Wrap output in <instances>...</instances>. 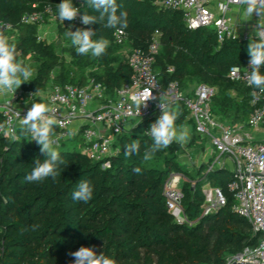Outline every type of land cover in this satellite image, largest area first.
Wrapping results in <instances>:
<instances>
[{
    "label": "trees",
    "instance_id": "obj_1",
    "mask_svg": "<svg viewBox=\"0 0 264 264\" xmlns=\"http://www.w3.org/2000/svg\"><path fill=\"white\" fill-rule=\"evenodd\" d=\"M158 1L117 0L119 10L127 13V40L117 45L112 40L114 29L61 22L56 15L61 0H0V20L13 27L11 43L15 44L16 60L24 66L28 58L36 63L32 79L22 84L38 92L50 80L82 85L89 76L113 94L131 75L120 51L146 49L157 31L160 48L153 69L161 84L178 81L186 96L192 95V90L187 91L189 83L212 86L216 93L211 112L228 125L244 123L252 110L249 88L229 81L226 75L232 66L247 63V47L254 40L218 42L213 28L189 29L182 11L165 9ZM73 5L98 15L87 9L84 0H73ZM46 9L50 10L48 15ZM33 11L55 20L60 44L38 40V24L21 23V17ZM88 27L96 31L93 40L109 41L101 57L80 56L72 46H64L68 40L65 32ZM65 54L70 56L69 62ZM73 61L95 64L97 70L78 75L79 67H69ZM180 107L175 124L187 122L194 131L192 119ZM148 124V120L139 121L116 136L117 151L107 159L108 166H103L104 161L91 160L81 149H65L62 143L58 146L64 159L60 177L39 184L23 179L34 159H43L30 134L17 127L16 139L0 136V264H72L71 253L80 247H90L97 255L112 258L114 264H223L245 246L257 245L260 233L253 232L250 224L232 210L227 189L232 173L227 168L207 171L206 163L192 172L179 160L184 148L176 142L144 161L143 152L152 143L144 133ZM133 140L140 144V155L126 158L124 146ZM136 167L140 174L132 171ZM172 173L183 177L182 205L190 224L175 222L165 206L163 187ZM219 173H228V181L216 179ZM81 179L94 188L93 199L86 204L71 199ZM206 183L221 190L226 205L203 215L202 187Z\"/></svg>",
    "mask_w": 264,
    "mask_h": 264
},
{
    "label": "built area",
    "instance_id": "obj_2",
    "mask_svg": "<svg viewBox=\"0 0 264 264\" xmlns=\"http://www.w3.org/2000/svg\"><path fill=\"white\" fill-rule=\"evenodd\" d=\"M165 9L180 10L187 28H213L216 39L256 40L264 36L260 25L264 26V14H252L248 28H239L231 18L233 8L239 9L241 0H159ZM50 13L49 9L45 14ZM44 13L33 11L21 17L23 24H38V40L44 39V25L48 23ZM74 25L84 27L80 15L71 21ZM69 23V22H68ZM69 24L64 23L63 26ZM13 27L0 20V37H6L11 43L14 40ZM155 31L146 49L135 48L125 51V59L131 75L113 94L107 92L106 86L90 77L86 84H59L52 80L47 87L34 92L29 85L21 84L14 94L0 97V136L9 139L17 138L18 114L26 115L32 105L43 102L49 109L46 118L55 119L54 139L58 146L67 140L70 128H75L82 144V152L93 161H104L116 153L114 146L117 135L133 128L139 121L148 120L147 129L161 115L160 98L176 105H182L192 119L195 132L208 139L214 149V155L206 163L207 171L216 168H230L232 177L227 189L232 197V210L243 217L260 239L255 246H245L240 252L227 257L223 264H236L245 261L253 264H264V139L253 142V136L247 129L259 131L264 128V94L249 87L246 74L249 60L244 66H232L226 75L231 82H238L249 88V104L252 107L246 121L235 126L224 123L219 116L211 112V99L216 88L196 84L191 96H186L178 81L162 85L153 69L160 43ZM112 40L117 45H124L127 33L114 30ZM264 70L262 66L261 71ZM138 97V102L132 100ZM180 104V105H179ZM140 105V106H139ZM264 130V129H263ZM182 175L172 173L163 187V197L167 211L178 223L190 224L184 209V193L178 186ZM204 201L202 214L208 215L226 205V198L219 188L206 183L203 187Z\"/></svg>",
    "mask_w": 264,
    "mask_h": 264
},
{
    "label": "clouds",
    "instance_id": "obj_3",
    "mask_svg": "<svg viewBox=\"0 0 264 264\" xmlns=\"http://www.w3.org/2000/svg\"><path fill=\"white\" fill-rule=\"evenodd\" d=\"M84 5L98 15H90L87 11H82L80 7L73 5V0H61L56 9L57 18L61 22L72 21L79 14L83 25L99 24L104 29H114L118 33H122L127 27V13L119 10L120 5L117 0H84ZM241 5L242 20L250 19L254 11L258 15L264 14V0H241ZM259 32L264 34V26L260 25ZM64 35L80 56L101 57L109 46L107 39H92L96 31H93L91 27L77 28L75 31L68 30ZM256 36L257 39L251 41L247 47L250 70L246 74V83L249 87L264 94V72L261 71L264 66V36L257 34ZM32 77L33 70L16 60L15 44L10 43L6 37H0V97L14 94L23 82L30 81ZM132 100L138 102V97L133 96ZM160 107L161 115L146 131L152 141L142 155V159L146 162L173 142L185 144L189 139L187 129L177 130L175 127V121L179 116L178 107L168 102L166 98H160ZM48 111V107L43 102H36L32 98V105L26 115L18 114V127L22 133L30 134L31 141L36 142L43 156V159H34L31 171L24 176L23 179L28 184H39L48 179L55 181L60 177L61 165L64 164V159L58 150V141L54 139L53 128L56 121L46 118ZM75 132L76 129L73 128L65 138L70 139ZM138 154L140 155V144L137 141L133 140L124 146L126 158ZM132 171L137 174L141 173L139 167L133 168ZM93 195V185L81 179L75 185L71 199L74 202L86 204L93 199ZM71 256L73 257L72 264H114L112 258L104 254L97 255L90 247H80L72 252Z\"/></svg>",
    "mask_w": 264,
    "mask_h": 264
},
{
    "label": "rangeland",
    "instance_id": "obj_4",
    "mask_svg": "<svg viewBox=\"0 0 264 264\" xmlns=\"http://www.w3.org/2000/svg\"><path fill=\"white\" fill-rule=\"evenodd\" d=\"M44 28L47 29V31L45 30L44 32V38L48 41H52V42H56L57 44H60L61 41L60 40H57L58 36H57V32H56V23H55V20L53 19H48V23L44 25ZM64 46L66 47H71V43L69 40H65V44ZM57 51L60 50V48H56ZM127 51V48H124L122 49L120 52H121V55H123V52ZM29 57V56H28ZM65 59L67 62L70 61V56L68 54H65ZM69 64V67L73 70H77L78 71V75H88L89 72L91 71H96L97 70V66L94 64H88V65H78V64H75V61L72 62V64L68 63ZM27 67H30L33 71L34 69L36 68V63L32 60V59H27L26 61V64H25ZM73 67H76V68H73ZM194 83H189L188 86H187V91L188 90H191L192 89V86H193ZM238 100H240V98H238ZM176 127V126H175ZM264 128L261 127L259 129V131L255 132L253 129H247V132L253 136V142H260L261 140L264 139ZM81 139L80 137H73L71 138L70 140H67L64 142V145L63 147L65 149H72V148H76V149H81ZM182 147L184 148V151L179 155V160L182 162L183 159H187L186 157L188 156V154H186L185 150L187 147H189L188 145H185V144H181ZM196 155V153H195ZM194 155V156H195ZM199 165V161L196 160V163L193 165V170L191 169V171L193 172L194 171V168L196 166ZM227 169L230 171V168L227 167ZM216 179L218 180H221L223 182H227L228 179H229V176H228V173H219V174H216Z\"/></svg>",
    "mask_w": 264,
    "mask_h": 264
},
{
    "label": "crops",
    "instance_id": "obj_5",
    "mask_svg": "<svg viewBox=\"0 0 264 264\" xmlns=\"http://www.w3.org/2000/svg\"><path fill=\"white\" fill-rule=\"evenodd\" d=\"M241 11H242V6L239 9H237V8L232 9V11H231L232 21L236 25H238L239 28H242V27L248 28V25L252 21V16L248 20H242L241 19ZM45 30L47 31V29L44 28V32H45ZM124 54H125V52H123V55ZM89 78H90L89 76L86 78L84 84H86V82ZM84 84H82V85H84ZM195 85L196 84H194L192 86L191 90H193ZM175 126H176L177 130L187 129L189 131V139L185 143V145L189 146L185 150V152H186V154H188V156L186 157L187 159H183V161H182V163L187 167V169H189V170L193 169V165L196 163V160L199 161V165H201L203 163L204 164L207 163L210 160V158L214 155V149L210 145L208 139L201 137L196 132H194L195 130L193 131L192 126L187 122H185L181 125L175 124ZM72 129L73 128H70V131ZM73 137L74 138L79 137V134L75 132V135H73ZM193 137H195V140L192 141ZM80 146H81V150H82V144ZM195 153H196V155H195ZM198 166H196V167H198ZM182 183H183V179H181L178 183V186L180 188H181Z\"/></svg>",
    "mask_w": 264,
    "mask_h": 264
},
{
    "label": "water",
    "instance_id": "obj_6",
    "mask_svg": "<svg viewBox=\"0 0 264 264\" xmlns=\"http://www.w3.org/2000/svg\"><path fill=\"white\" fill-rule=\"evenodd\" d=\"M232 264H236L235 262H233ZM238 264H251V263H248V262H245V261H241V263H238ZM253 264V263H252Z\"/></svg>",
    "mask_w": 264,
    "mask_h": 264
}]
</instances>
